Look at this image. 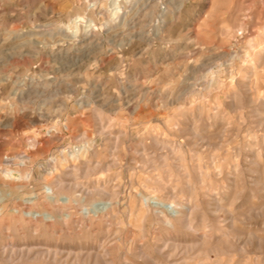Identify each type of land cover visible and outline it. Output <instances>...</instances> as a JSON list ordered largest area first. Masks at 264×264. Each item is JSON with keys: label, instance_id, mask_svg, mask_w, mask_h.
I'll return each mask as SVG.
<instances>
[{"label": "rangeland", "instance_id": "374dc122", "mask_svg": "<svg viewBox=\"0 0 264 264\" xmlns=\"http://www.w3.org/2000/svg\"><path fill=\"white\" fill-rule=\"evenodd\" d=\"M0 264H264V0H0Z\"/></svg>", "mask_w": 264, "mask_h": 264}, {"label": "bare ground", "instance_id": "6f19581e", "mask_svg": "<svg viewBox=\"0 0 264 264\" xmlns=\"http://www.w3.org/2000/svg\"><path fill=\"white\" fill-rule=\"evenodd\" d=\"M209 71V70H208ZM209 73H211V71H209ZM208 74V73H207ZM214 74V73H213ZM216 89V88H215ZM198 93V92H197ZM214 95V94H213ZM83 156V155H82ZM145 200V199H144Z\"/></svg>", "mask_w": 264, "mask_h": 264}]
</instances>
